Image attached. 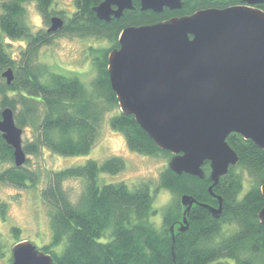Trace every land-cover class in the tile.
<instances>
[{
    "label": "trees",
    "instance_id": "1",
    "mask_svg": "<svg viewBox=\"0 0 264 264\" xmlns=\"http://www.w3.org/2000/svg\"><path fill=\"white\" fill-rule=\"evenodd\" d=\"M27 1L38 4L49 24L52 14L63 15L53 8L55 0H1L0 118L1 109L11 107L19 127H32V140L24 141L26 154L42 155L44 148L62 156L89 153L109 117L111 128L124 134L130 149L147 156L163 154L170 159L173 153L159 148L136 117L122 111L111 86L110 53L120 47L119 38L126 27L155 24L197 10L241 3V0H184L181 9L165 8L159 13L141 10L140 1L135 0L132 10H125L122 17H113L108 22L100 20L94 11L102 0H75L73 14L67 19L62 16L65 25L60 32L94 36L108 43L90 49L95 74L88 85L77 75L60 74L43 62H34L40 46L49 44L54 34L45 29L32 33L26 21ZM258 7L264 10V2ZM6 36L27 39V49L18 61L6 48ZM9 67L15 72L11 84L3 77ZM227 141L240 161L213 187L214 193L223 199V211L215 218L206 206L195 204L184 231H179L184 218L181 200L184 194L195 196L204 204L219 205V199L208 188L213 183L208 161L203 166L207 174L204 179L186 172L179 175L168 166L164 168L157 189L170 190L173 199L165 206L160 225L151 220L159 209L149 182H140L133 188L123 181L99 183L102 173L119 174L125 169V160L120 156L104 161L88 159L84 164L48 172V183L41 194L49 207L52 232L51 240L39 249L51 254L57 264H210L221 258H232L234 264H264V224L259 218L264 208V148L236 132ZM13 152L0 132V182L20 188L34 184L41 177L40 170L28 164L15 165ZM238 168L253 179L251 189L241 198L245 176ZM76 178L86 179V184L74 202L64 182ZM7 210L5 202L0 204L2 217ZM11 229L17 239L15 243L25 240L19 239L22 229L18 226ZM62 244L63 251L57 252ZM7 252L0 232V259L12 264V254L7 256Z\"/></svg>",
    "mask_w": 264,
    "mask_h": 264
},
{
    "label": "water",
    "instance_id": "2",
    "mask_svg": "<svg viewBox=\"0 0 264 264\" xmlns=\"http://www.w3.org/2000/svg\"><path fill=\"white\" fill-rule=\"evenodd\" d=\"M135 0H102L94 7L98 18L111 21ZM141 10L164 12L181 9L184 0H139ZM264 0H241L228 8H207L155 24L123 29L109 56L111 86L122 111L133 114L157 146L173 153L168 167L204 179L209 162L208 188L219 199L214 207L184 194V218L179 231L188 227L187 216L195 204L206 206L213 216L223 211V199L214 186L240 161L227 138L239 133L264 148ZM47 32L64 27L53 16ZM3 77L11 84L14 69ZM0 132L14 149L15 165L28 157L23 128L11 107L1 109ZM264 197V185L262 187ZM264 224V208L259 212ZM175 245L174 227L171 228ZM12 264H57L51 254L26 239L12 247Z\"/></svg>",
    "mask_w": 264,
    "mask_h": 264
},
{
    "label": "rangeland",
    "instance_id": "3",
    "mask_svg": "<svg viewBox=\"0 0 264 264\" xmlns=\"http://www.w3.org/2000/svg\"><path fill=\"white\" fill-rule=\"evenodd\" d=\"M24 5L26 6V21L31 26L32 33L37 32L39 29L48 30L50 25L39 11L38 4L33 1H27ZM53 8L57 11H62L63 15L52 14V16L60 15L67 19L75 11L76 3L75 0H55ZM1 13L2 6L0 0ZM1 31L2 28L0 27ZM5 43L11 56L17 61L21 58L22 52L27 49L26 38L16 39L6 36ZM102 45H108L107 41L100 40L94 36L80 37L59 31L54 34L49 44L40 46L36 55L37 59H34V62L37 60L43 62L60 74L63 73L67 76L77 75L89 85L95 74V68L92 66V58L89 54L90 49L92 46L99 47ZM23 133V143L25 140H32L34 135L32 127L30 128V126L26 125L23 128ZM42 151V155L27 154L29 162H25L32 169L36 168L41 172L40 179L34 182V184L28 183L27 187L20 188L6 182H0V204L5 202L8 209L5 217L1 216L0 211V232L2 240L7 247V256L12 254L11 249L15 241H17L11 229L14 226L22 229L19 239H28L38 248L43 247L51 240L52 231L48 214L49 207L41 194L48 183V172L63 169L67 166L84 164L88 159L104 161L109 157L120 156L125 160L126 166L122 172H119V174L102 173L99 176V183L105 184L123 181L133 188L135 185L140 184V182H149L151 191L155 195V206L159 209V213L153 216L151 220H154L158 225L161 224L163 210L171 202L173 195L170 190L164 187L157 189V187L160 185L161 172L168 166L171 159L163 154H160V156H147L130 149L124 134L111 128L109 117H107L102 125V135L99 141L89 153L62 156L51 153L46 148ZM238 170L242 171L245 176L244 188L239 193V198H241L251 189L253 179L248 175L247 171L241 168H238ZM85 182L86 179L84 178L66 179L64 187L72 201L77 202L86 184ZM63 247L64 244L59 245L57 252H62ZM0 264H7V261L0 259ZM210 264H234V262L232 258H221Z\"/></svg>",
    "mask_w": 264,
    "mask_h": 264
}]
</instances>
